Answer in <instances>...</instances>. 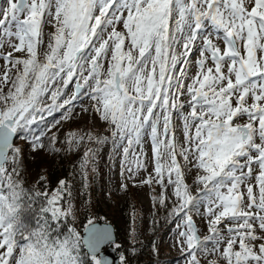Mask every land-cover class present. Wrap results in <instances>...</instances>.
<instances>
[{
  "label": "snow or ice",
  "instance_id": "snow-or-ice-1",
  "mask_svg": "<svg viewBox=\"0 0 264 264\" xmlns=\"http://www.w3.org/2000/svg\"><path fill=\"white\" fill-rule=\"evenodd\" d=\"M0 62V264H112L111 226L69 227L71 186L25 187L14 142L59 152L78 106L109 135L62 142L159 186L185 264H264V0H0Z\"/></svg>",
  "mask_w": 264,
  "mask_h": 264
},
{
  "label": "rangeland",
  "instance_id": "rangeland-1",
  "mask_svg": "<svg viewBox=\"0 0 264 264\" xmlns=\"http://www.w3.org/2000/svg\"><path fill=\"white\" fill-rule=\"evenodd\" d=\"M190 72L194 74L195 68H190ZM76 111L80 112V115H76L72 119L62 123L63 128L67 131H75L78 133L91 132L96 136L109 135L108 125L100 121L94 113L91 115L84 113L79 106ZM62 126L60 128H62ZM19 140L20 139H15L14 142L16 146L22 149V152L31 150V148L24 143V141L21 142ZM88 147H92L96 150V156L94 159L95 171L92 170L93 164L91 163L88 165L86 170L88 176L87 186L89 181H91L92 176L96 174L95 182L97 190L99 191L97 198L99 197L103 202V206L101 208L106 216L104 217L98 215V212L94 210V206L92 204H90V208H85L83 206L84 200L81 197V193L77 190L74 194L72 193L71 197V203L75 210V218L73 219L72 217H69L68 222L70 226L74 227L82 234V231L84 227L87 226L89 220H92L93 223L99 221L102 223H109L108 220L113 218V208L115 202L125 198L126 193V196L128 195L127 198H130L133 202V217L134 219L136 218L135 224L131 227V230L134 228L135 232L132 233L131 231L130 234L133 236L131 235L130 240L132 242H138L140 240H146L148 237L152 238L150 239L154 253V263L152 264H185L184 256L181 253L179 246L175 245V226L170 223L168 219H166L168 209L153 203V198L158 196L161 191L159 186L153 185L151 188L147 185L140 186L138 181L137 186H133V182L129 181L127 190H121L119 187L121 183V177L119 175L121 159L120 151H118L112 145L111 140H109L108 143L95 144L94 146L92 143L90 145L85 143L78 149L70 152L72 154H80ZM25 156H29L27 152ZM78 173L81 174V168H78ZM141 175L146 176L147 173L142 172ZM159 216H161L163 221L166 220V225H170L169 229L161 227L158 231H155L153 228V220ZM196 222L198 228L203 229L200 232V235H206L207 232L204 222L198 218L196 219ZM153 242L155 243V250L153 248ZM115 247L116 245H113V248ZM130 250L131 249L129 248V251Z\"/></svg>",
  "mask_w": 264,
  "mask_h": 264
},
{
  "label": "trees",
  "instance_id": "trees-1",
  "mask_svg": "<svg viewBox=\"0 0 264 264\" xmlns=\"http://www.w3.org/2000/svg\"><path fill=\"white\" fill-rule=\"evenodd\" d=\"M55 131L56 129H53V132ZM68 132L69 131L62 126V128H60V132L57 133L58 139L55 147L60 149L59 152L40 150L37 153H33L31 149L26 151L29 155L28 157L25 156V151L22 152L24 158V168L26 169L24 172V178L27 182L25 187L43 186L46 190H52L58 186L59 180L64 179L71 186L73 194L77 190L80 191L81 197L84 200L83 206L85 208H90V204H92L94 206V210L98 212V215L105 217L106 214L101 208L103 206V202L99 197L97 198L99 191L97 190L95 182L96 174L92 176L88 186L85 187L82 169L81 174L78 173V168H81V157L84 151L80 154H72L68 150L66 143L62 142ZM48 135L50 137L51 133ZM19 141L22 142L23 140ZM45 143H48V137L45 138ZM90 144L91 143H88V145ZM94 145L95 144H93V146ZM40 176H44L45 180L40 182V185H37V181ZM127 196L125 193V198L115 202L113 208V218L108 220V222L115 228L116 242L120 245L119 248H114L115 252L120 258V262L121 256H124L127 264H152L154 263V253L150 242V239L152 238L148 237L146 240H140L138 242H132L130 240L132 235L130 234L131 227L135 224L136 218L134 219L133 217V202L130 198H127ZM23 217L25 219H31V211L29 209H24ZM67 223L68 226L71 227L69 222ZM153 223L155 231H158L161 227L164 229L170 228V225H166V220L163 221L161 216L154 218ZM129 248L131 249L130 251Z\"/></svg>",
  "mask_w": 264,
  "mask_h": 264
},
{
  "label": "water",
  "instance_id": "water-1",
  "mask_svg": "<svg viewBox=\"0 0 264 264\" xmlns=\"http://www.w3.org/2000/svg\"><path fill=\"white\" fill-rule=\"evenodd\" d=\"M94 224H97V225H104V224H107L109 226H111L112 228V233H113V239L116 240V233H115V228L112 224L110 223H102V222H96ZM85 228V227H84ZM84 233V229L82 231V234ZM103 253L104 255L112 262V264H120V261H119V257L118 255L116 254L115 252V249L113 248V245L111 246H106L104 249H103Z\"/></svg>",
  "mask_w": 264,
  "mask_h": 264
}]
</instances>
